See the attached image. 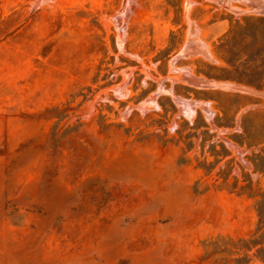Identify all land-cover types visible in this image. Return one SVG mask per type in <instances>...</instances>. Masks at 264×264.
I'll use <instances>...</instances> for the list:
<instances>
[{
    "label": "rangeland",
    "instance_id": "374dc122",
    "mask_svg": "<svg viewBox=\"0 0 264 264\" xmlns=\"http://www.w3.org/2000/svg\"><path fill=\"white\" fill-rule=\"evenodd\" d=\"M216 81L264 90L246 0H0V264H102L128 236L145 264H209L203 240L249 236L264 98Z\"/></svg>",
    "mask_w": 264,
    "mask_h": 264
},
{
    "label": "trees",
    "instance_id": "16d2710c",
    "mask_svg": "<svg viewBox=\"0 0 264 264\" xmlns=\"http://www.w3.org/2000/svg\"><path fill=\"white\" fill-rule=\"evenodd\" d=\"M220 48L225 47V44L219 46ZM251 115V114H250ZM246 116L243 121V128L245 130V135L250 140L251 143H254L257 134L255 129L248 125V120ZM204 127L205 133H208L209 125L203 121L200 123L198 120L192 125V128L198 131L200 128ZM246 140V141H247ZM259 144L263 145L262 152L256 155V158L253 160L255 170L261 173H264V138L259 139ZM249 142V143H250ZM221 147L225 151L223 154H220L216 147L217 145H212V149L209 150L212 156H216L215 162H208L207 160L204 163H198L197 168L206 169L209 173L214 168V165L220 161V158H225L230 156L231 153L226 149L223 143H220ZM215 147V148H214ZM204 144H203V153H204ZM186 161L182 162L185 164ZM228 166H232L233 159L228 163ZM228 177L224 178V182H227ZM224 187H222L223 189ZM236 188V187H235ZM235 188L231 192H235ZM208 190V189H207ZM207 190H203L200 193H203ZM261 196V199L256 200V209L259 215L258 224L255 230L247 237L234 238L229 235H218L215 237H210L202 241L203 254L200 258V263L208 262L209 264H264V192L258 194ZM254 194L253 197L258 196Z\"/></svg>",
    "mask_w": 264,
    "mask_h": 264
},
{
    "label": "crops",
    "instance_id": "0c3cea01",
    "mask_svg": "<svg viewBox=\"0 0 264 264\" xmlns=\"http://www.w3.org/2000/svg\"><path fill=\"white\" fill-rule=\"evenodd\" d=\"M217 87H221V86L217 85ZM221 88H225V87H221ZM114 213H115L114 208H112V206L111 207L108 206L101 210V217L112 216L114 215ZM142 221L145 222V219H142L139 222L142 223ZM128 226H130V224H128ZM144 242H146L145 238L139 239L136 236H128L125 242L124 253L118 256L117 258H112V259L101 258L100 259L101 263L102 264H120V261H122L123 259H126L128 261V264H145L144 263V260L146 257L145 254L148 253V250H147L148 241L146 244Z\"/></svg>",
    "mask_w": 264,
    "mask_h": 264
},
{
    "label": "bare ground",
    "instance_id": "6f19581e",
    "mask_svg": "<svg viewBox=\"0 0 264 264\" xmlns=\"http://www.w3.org/2000/svg\"><path fill=\"white\" fill-rule=\"evenodd\" d=\"M246 1L249 4V8L251 10H259L260 11L259 7L254 6L250 0H246ZM210 83L212 84L213 82H210ZM214 85L215 86L219 85L221 87H225L227 90H235V91H240V92H244V93H250L251 92V90L248 87H244L243 85L237 84V83L234 84V82L216 81V82H214ZM242 89H243V91H242Z\"/></svg>",
    "mask_w": 264,
    "mask_h": 264
},
{
    "label": "water",
    "instance_id": "95a60500",
    "mask_svg": "<svg viewBox=\"0 0 264 264\" xmlns=\"http://www.w3.org/2000/svg\"><path fill=\"white\" fill-rule=\"evenodd\" d=\"M255 3L260 9L259 12L264 13V1H258V2L256 1ZM241 85H243V84H241ZM243 86L248 87L251 90V92L248 94L264 98V90L256 89V88H253V87H250L247 85H243Z\"/></svg>",
    "mask_w": 264,
    "mask_h": 264
}]
</instances>
